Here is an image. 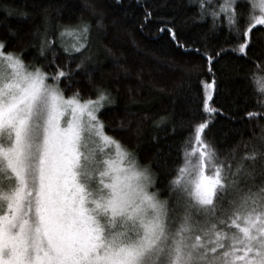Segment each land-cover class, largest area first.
Returning a JSON list of instances; mask_svg holds the SVG:
<instances>
[{
	"label": "snow or ice",
	"instance_id": "obj_1",
	"mask_svg": "<svg viewBox=\"0 0 264 264\" xmlns=\"http://www.w3.org/2000/svg\"><path fill=\"white\" fill-rule=\"evenodd\" d=\"M194 2L198 11L184 21L177 15L153 21L146 9L141 30L155 23L158 34L187 53L189 20L210 17L211 30L225 23L229 47L194 51L209 65L229 51L239 54L257 81L264 73V0ZM8 33L0 38V264H264V185L255 192L248 186L249 162L264 152L221 155L207 137L212 117L236 119L209 103L214 73L203 95L210 118H193L161 199L151 166L141 165L100 118L114 102L111 91L87 74L94 95L84 96L79 87L66 94L91 60L84 55L90 24L59 26L65 57L59 63L57 39L47 29L27 38L34 50L27 62V48L10 49L15 34ZM258 104L246 119L264 120V100Z\"/></svg>",
	"mask_w": 264,
	"mask_h": 264
},
{
	"label": "trees",
	"instance_id": "obj_2",
	"mask_svg": "<svg viewBox=\"0 0 264 264\" xmlns=\"http://www.w3.org/2000/svg\"><path fill=\"white\" fill-rule=\"evenodd\" d=\"M146 9L153 13V21L171 15L184 21L198 11L194 0H0V38L11 35V29L15 36L9 48L19 51L26 47L27 62L34 52L27 47L32 33L47 29L57 39L60 25H75L81 20L90 24L89 48L84 55L91 60L86 63V72L76 73L79 83L66 94L79 87L84 96L94 95L87 74L91 75L92 84L111 91L114 102L102 110L100 118L108 125L109 134L133 151L141 165L151 166L156 188L164 193L160 197L164 199L171 179L167 173L177 162L193 118L196 122L210 118L203 110V95L204 84L213 79V73L216 83L214 92L209 90V103L236 119L212 117L215 123L207 137L221 155L235 151L240 156L253 149L264 152V141L260 139L264 120L244 117L246 111L259 110L258 101L264 100V90H259L264 84V73H258L259 79L254 82L249 77L252 66L231 51L212 65L200 54L229 47L223 43L230 39L225 23L217 21V28L211 30L210 17L189 20L184 26V38L191 43V50L185 53L157 33L159 25L149 22L141 30ZM59 43L57 39L58 63L65 59ZM196 48L200 53L194 51ZM70 67L74 68L75 63ZM249 168L252 177L248 186L255 192L264 185V158L250 161ZM227 199L231 196L226 197L225 203ZM182 212V208L175 209L177 221Z\"/></svg>",
	"mask_w": 264,
	"mask_h": 264
},
{
	"label": "rangeland",
	"instance_id": "obj_3",
	"mask_svg": "<svg viewBox=\"0 0 264 264\" xmlns=\"http://www.w3.org/2000/svg\"><path fill=\"white\" fill-rule=\"evenodd\" d=\"M258 3H259V0H258L257 4H258ZM66 40H67V42H69V43H70V42H71V40H72V37H67V38H66Z\"/></svg>",
	"mask_w": 264,
	"mask_h": 264
}]
</instances>
